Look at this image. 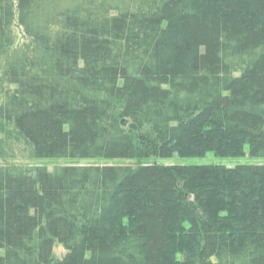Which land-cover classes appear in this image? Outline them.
<instances>
[{
	"label": "trees",
	"instance_id": "obj_1",
	"mask_svg": "<svg viewBox=\"0 0 264 264\" xmlns=\"http://www.w3.org/2000/svg\"><path fill=\"white\" fill-rule=\"evenodd\" d=\"M16 16L0 130L33 157H264V0H0V54ZM226 169L0 165V264H264V164Z\"/></svg>",
	"mask_w": 264,
	"mask_h": 264
},
{
	"label": "rangeland",
	"instance_id": "obj_2",
	"mask_svg": "<svg viewBox=\"0 0 264 264\" xmlns=\"http://www.w3.org/2000/svg\"><path fill=\"white\" fill-rule=\"evenodd\" d=\"M19 49H28L33 51L36 49V45L32 39L25 33L23 26L19 23L18 16H16L12 24V41L9 46L0 54V101L4 97V91L8 85L4 70L8 58L11 54ZM34 52V51H33ZM39 53V49H37ZM0 130V165L7 164L12 165L24 170L32 169L36 166H46L49 170H54L57 166L67 165H85V164H132L137 165L140 163L147 164H183V165H222L226 170H231L238 165L243 164H264V157H253L250 154V147H245V154L238 157H222L216 155L214 152H208L205 156H193V157H181L178 154H174L173 157L163 158L159 156L151 157H136L133 159H71V158H35L31 155V148L12 131L10 126L4 127ZM54 254L57 259L62 258L66 254L65 248L56 242L54 245ZM179 259L180 254H177Z\"/></svg>",
	"mask_w": 264,
	"mask_h": 264
}]
</instances>
